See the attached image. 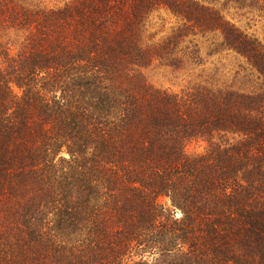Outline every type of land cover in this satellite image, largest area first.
Instances as JSON below:
<instances>
[{"label":"trees","instance_id":"1","mask_svg":"<svg viewBox=\"0 0 264 264\" xmlns=\"http://www.w3.org/2000/svg\"><path fill=\"white\" fill-rule=\"evenodd\" d=\"M157 7L264 79L196 0H0V264H264V92L148 83L185 36L146 42Z\"/></svg>","mask_w":264,"mask_h":264},{"label":"rangeland","instance_id":"2","mask_svg":"<svg viewBox=\"0 0 264 264\" xmlns=\"http://www.w3.org/2000/svg\"><path fill=\"white\" fill-rule=\"evenodd\" d=\"M25 1L55 7L72 0ZM196 1L218 11L227 21L257 38L264 46V0ZM184 23L165 7H157L150 13L146 42H162L179 28L185 36L175 50L178 59L170 58V62L165 58H155L139 69L148 83L173 92L197 84L232 88L246 93L264 92L263 77L243 56L222 46L220 32L212 29L201 32L191 26L184 27ZM205 146V141L195 140L188 148L202 152Z\"/></svg>","mask_w":264,"mask_h":264}]
</instances>
